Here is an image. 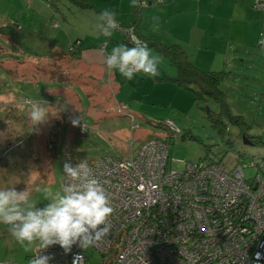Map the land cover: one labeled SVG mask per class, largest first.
Instances as JSON below:
<instances>
[{
  "label": "rangeland",
  "instance_id": "1",
  "mask_svg": "<svg viewBox=\"0 0 264 264\" xmlns=\"http://www.w3.org/2000/svg\"><path fill=\"white\" fill-rule=\"evenodd\" d=\"M88 1L98 2L100 9L105 6V0ZM112 1L105 9L117 8L118 1ZM197 2L176 0L156 15L151 28L158 24L162 35L169 40L171 33L179 36L188 47L191 61L201 67L224 71L221 88L226 92L231 112L245 121L242 124L226 117L224 123L228 130L224 134L206 115L207 107L219 111L214 100L195 101L184 111L176 108L177 103L172 105L169 98H161L162 102L155 109L147 104L139 110L145 118L146 115L152 116L151 120L160 118L151 123L148 117L146 121L117 113L112 88L100 80H91L90 87L79 83L87 94L79 85L76 87L79 94L76 93L71 85L68 87L63 83L81 81L88 74L82 71L83 68L75 67L78 65L75 64L76 57L67 55L66 51L77 38L84 39L85 46L91 49L98 46L99 16L95 10L79 9L69 0H0V18L5 16L10 21V25L3 28L10 30L11 35V41L0 36V95L5 98L15 96L12 97L15 100L4 106H9L11 114L22 112L24 120L21 122L27 136L24 144H13L10 152L4 154L5 161L9 157L14 160H10L5 170L0 167L3 170L0 188L25 189L37 206L43 207L48 201L43 192H37L35 188L51 187L53 192L62 191L63 166L67 161H90L103 155L125 158L132 149L138 152L146 134L166 136L169 133L167 127L156 126L165 120L166 112L172 113H169L170 119L182 131L189 130L198 138L183 139L181 133L168 139L169 156L175 160L173 166L176 169H183L187 161L204 158L222 161L223 165L232 167L239 161L247 165L263 157L264 0ZM122 4L126 5V1ZM134 21L135 17L132 19L128 15L119 23L127 26ZM55 22H58L56 27L53 26ZM18 26L20 29H16ZM112 36H118L122 44L124 33L116 29ZM114 41L111 45L118 46ZM110 50L111 47L107 52L111 53ZM152 53L155 54L154 50ZM91 65L81 61L84 68ZM29 100L48 102L51 114L47 122L32 125L28 117ZM10 112L5 111V115ZM74 120L78 123L74 124ZM244 136H257L262 142L246 144ZM19 138L22 139L20 135H13L3 144L9 146L8 143ZM244 171L246 177L251 178L256 167L247 166ZM85 252L88 258L85 264H103L102 255L93 246L87 247ZM32 254L25 252L11 237L7 226L0 225V261L29 264Z\"/></svg>",
  "mask_w": 264,
  "mask_h": 264
},
{
  "label": "built area",
  "instance_id": "2",
  "mask_svg": "<svg viewBox=\"0 0 264 264\" xmlns=\"http://www.w3.org/2000/svg\"><path fill=\"white\" fill-rule=\"evenodd\" d=\"M118 25L133 43L142 42L133 28ZM163 126L180 131L171 120ZM169 133L148 138L125 158L87 161L114 208L107 235L92 245L103 264H264V156L232 167L187 161L179 170L169 156ZM247 166L256 167L251 178ZM68 182L64 173L62 188ZM85 249L74 245L65 253L54 245L42 254L53 257L49 264H85Z\"/></svg>",
  "mask_w": 264,
  "mask_h": 264
},
{
  "label": "clouds",
  "instance_id": "3",
  "mask_svg": "<svg viewBox=\"0 0 264 264\" xmlns=\"http://www.w3.org/2000/svg\"><path fill=\"white\" fill-rule=\"evenodd\" d=\"M131 6L147 7V0H131ZM116 15L108 9L100 14L97 27L103 36L111 37L118 29ZM153 30H159V25H155ZM134 44L133 47L124 44L113 47L105 56L108 70H118L127 80L133 79L137 73L149 78L158 77L159 56L154 55L144 42L136 40ZM27 103L30 105L28 117L33 126L48 121L51 113L47 101L29 100ZM63 171L69 182L63 185L62 191L53 192L51 187L35 188L37 192L42 191L48 201L43 207H38L31 193L25 189L15 186L0 188V225L7 226L11 237L25 252L34 253L29 264H49L53 257L42 253L54 245L68 253L74 245L83 249L90 247L108 233V221L114 208L108 192L93 175L87 160L75 165L66 162Z\"/></svg>",
  "mask_w": 264,
  "mask_h": 264
},
{
  "label": "crops",
  "instance_id": "4",
  "mask_svg": "<svg viewBox=\"0 0 264 264\" xmlns=\"http://www.w3.org/2000/svg\"><path fill=\"white\" fill-rule=\"evenodd\" d=\"M113 1H118V3L116 2L117 8L114 10L110 9V11H114L117 14L116 19L118 22H121L128 15L131 16L132 19L135 17V21H136L137 15L134 13V7L131 6V0H125L126 5L122 4L123 0H113ZM175 1L176 0H163L162 3H159L157 0H147L148 6L147 7H140V9H141L140 10V14H141V24H140L141 30L140 31L143 33V35L146 38H149V39H155V40L161 41V42L168 44V45L180 44L186 50V53L188 54V57L190 59L188 47L186 46L185 41L182 40L181 38H179V36L173 35L171 33L169 35V38L171 40H169L166 36L162 35L161 30H153L151 28V24H153L155 22V19H157L156 15H159V13H161L162 11H165L166 8L169 5L171 6ZM187 1L189 3H193V4L197 2V0H187ZM104 2H105V6L102 9H100L99 4L96 1L94 2V4L89 2L92 5L89 8L95 10V12L98 14V16H100V14L105 10V8H107V4H108V2H110V0H105ZM200 3L197 2V4H200ZM153 4H155V6H153ZM164 4H165V7L162 8ZM52 5H53V3H51V6ZM53 7L55 8L54 5H53ZM191 10H192V8H191ZM134 22L129 23V24H133ZM46 23H48V22H45V24ZM129 24H127V25H129ZM9 25H10V21H8V18H6L5 16L0 18V36H2V38L6 39L7 41L11 39L10 38L11 35H9L10 30H6L3 27L9 26ZM57 25H58V22L57 23L55 22L53 24V26H55V27ZM16 29H20V27L18 26V27H16ZM97 36H98V46L93 47L92 49L85 46L84 39L77 38V39H81L82 43H81V47H80L81 49H80V55H79L80 56V58H79L80 64L75 65V67L76 68L77 67L83 68L82 71L83 70L87 71L86 74H88V75H86V77H83V79H81V81H77V84H70V83H63V84L65 86H68V87L71 85L70 87H72L74 89V91L78 94H79V92L76 89V87L79 85V83L83 86H86V87L89 86L90 87L92 85V81L95 82L96 79L100 80L99 82L102 81V78L108 72L107 67L105 65V57H103L102 54L106 53L105 51H107L109 49V47H111V49L113 47H115L114 45H111L113 43L112 42L113 40H116V42H118V43H116L114 41V43H116L117 45H121V42H119V40H118L119 39L118 36H115L116 38L114 36L105 37L102 35L101 32H99L97 34ZM122 44L129 46L124 41V37H122ZM129 47H131V46H129ZM152 50H154V52H155L154 55L161 57V64L159 66L160 75L158 77L149 78L148 76L144 75L143 73H137L134 75L133 79L127 80L126 78H124L119 73L118 70L114 69V70L110 71L109 80L105 81L104 84L106 86L109 85L108 87H111L113 90L114 97H115V104L117 106V113H122L121 115L126 114V116H130L132 119H134V117H139V118L146 120V121H148L147 120V117H148V118H150L149 120L151 121V123H155L160 118L154 119V120L152 118V120H151L152 116L146 115V118L143 117L141 115V111H139L140 109H143V108H141V106L149 104V105H152V109H155V106H158L159 103L162 102V100H160L161 98L162 99H168L169 98V102L173 103L172 105H175L176 103L178 104V107L175 106L177 109H183L184 111H187L189 109V107H191L190 105H194L195 98L189 90L179 87L176 83L172 82L171 80L160 79V78H164L168 75L175 76L176 75V68L172 64H170L163 56H161L158 52H156L155 49H152ZM52 52H54V50L51 51L50 53H52ZM99 59H101V60H99ZM81 61L89 62L92 65L89 66L88 68H84L81 66ZM97 61H99L100 64ZM192 62H194V61H192ZM194 63L204 70H215V69L203 68L198 63H196V62H194ZM95 65H99L100 67H96ZM101 65H103V66H101ZM53 81L56 82L57 80H53ZM56 84H58V82H56ZM83 86L79 85L80 90L83 91V93L87 94V91H84ZM12 97H15V96L5 98L4 96L0 95V167L3 168L4 170L8 167V164L11 162L10 160H12V161L14 160V157H9L7 159V161H5L4 154L10 152V149H11V147H13L12 146L13 144L18 145L21 142H23V144H24L26 142V138H27V136L24 134V125L21 122L22 120H24V115L22 114V112H20V111L19 112H13L14 114H11V112H10L11 109L9 110V106H4V105L10 104L12 100H15V98H12ZM138 104H140V106ZM23 108H26V107H23ZM5 111H9L10 114L5 115ZM169 113L170 112L165 113L166 114L165 119L170 118ZM170 114H172V113H170ZM173 114H175V113H173ZM156 126L160 127V128L164 127L162 124L161 125L158 124ZM13 135H15V136L20 135L22 137V139L19 138L18 140L14 141V142L11 141V143H8L9 146H6L5 144H3V142H5L7 138L9 139ZM153 136H159V135L146 134L141 140L145 141L146 139L153 137ZM19 157L17 159H19ZM19 165L20 164H18V166H16V167H19ZM0 173H2V175H3L2 169L0 170Z\"/></svg>",
  "mask_w": 264,
  "mask_h": 264
},
{
  "label": "trees",
  "instance_id": "5",
  "mask_svg": "<svg viewBox=\"0 0 264 264\" xmlns=\"http://www.w3.org/2000/svg\"><path fill=\"white\" fill-rule=\"evenodd\" d=\"M70 3H72L74 6L80 8V9H87L91 7L92 5L88 2V0H69ZM140 7L134 8V13L137 15V19L133 24H129L127 28H133L134 33L142 40V42L146 43L149 49H155L156 52H158L161 56H163L170 64H172L176 68V75L175 76H166L164 78H160L163 80H171L172 82L176 83L179 87L183 89L189 90L194 98L195 101H204L208 102L210 100H214L218 106L219 111H214L209 109L207 107L206 115L209 118L210 122L213 126L218 128V130L224 134L226 130H228V126L224 123V119L227 117L230 120L240 122L242 124L245 123V121L242 119L239 115H234L231 112L230 104L227 100L226 92L221 88V82L223 79L224 71L222 70H204L197 66L194 62H192L188 54L186 53V50L180 45V44H165L161 41L155 40V39H149L146 38L143 33L140 31V24H141V14H140ZM14 29V28H11ZM124 41L131 47L135 46V44L129 39L128 35L124 34ZM82 40L77 39L74 41L70 48H68V51H66L67 55H70L72 57H76L77 62L75 64H80L79 58H80V47H81ZM106 53H103L105 56L106 54H110L107 51ZM104 56V57H105ZM106 65V62H105ZM111 70L107 72V74L102 78V81H108L109 80V73ZM69 80L72 78L70 76L67 77ZM68 80V81H69ZM80 81V80H78ZM63 82V81H61ZM70 84H77V81L74 82H65ZM171 120L170 118L165 119ZM163 121V122H164ZM163 122H160L163 125ZM178 126V125H177ZM179 132L171 133V137H175L178 134L182 133L183 139H190V138H196L195 135L190 133L189 130L182 131L180 127ZM250 137L252 139H250ZM248 139H250L253 143H259L262 142L261 138H258L257 136H247ZM198 139V138H196ZM218 162L222 163V161H215L211 158L209 159H203L198 160L195 162ZM240 162V161H239Z\"/></svg>",
  "mask_w": 264,
  "mask_h": 264
},
{
  "label": "water",
  "instance_id": "6",
  "mask_svg": "<svg viewBox=\"0 0 264 264\" xmlns=\"http://www.w3.org/2000/svg\"><path fill=\"white\" fill-rule=\"evenodd\" d=\"M244 141H245L246 144H252L250 139H248L246 136H244Z\"/></svg>",
  "mask_w": 264,
  "mask_h": 264
}]
</instances>
